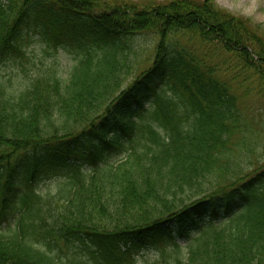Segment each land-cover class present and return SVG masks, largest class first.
<instances>
[{
  "label": "trees",
  "instance_id": "1",
  "mask_svg": "<svg viewBox=\"0 0 264 264\" xmlns=\"http://www.w3.org/2000/svg\"><path fill=\"white\" fill-rule=\"evenodd\" d=\"M143 2L0 0V62L31 19L79 44L66 74L0 75V264H264V29Z\"/></svg>",
  "mask_w": 264,
  "mask_h": 264
},
{
  "label": "rangeland",
  "instance_id": "2",
  "mask_svg": "<svg viewBox=\"0 0 264 264\" xmlns=\"http://www.w3.org/2000/svg\"><path fill=\"white\" fill-rule=\"evenodd\" d=\"M128 1L144 3L143 1L146 0ZM154 1L168 2V0ZM215 2L220 8L228 10L233 15L247 17L251 19L253 23H259L264 29V0H215ZM32 20L33 19L23 27L19 38L21 41V54L26 59H20L13 54L10 58L0 62V75L9 78L15 86L23 84L28 77H34L38 66H47L50 63H55L59 71L66 74V71L76 61L75 58L78 53L77 48L79 45L77 40H72L70 44H65L55 51L51 46H47V42L41 34L40 26H35ZM148 58L145 52L139 56L137 65L138 71L147 69L150 63ZM113 152L114 151H112V153ZM114 157L116 159L120 156L116 155ZM56 180L53 177L50 179L43 178L37 183L39 190L41 192H53ZM146 259H148V261L155 259V252L153 250H148L141 253L139 255L138 264H142Z\"/></svg>",
  "mask_w": 264,
  "mask_h": 264
}]
</instances>
